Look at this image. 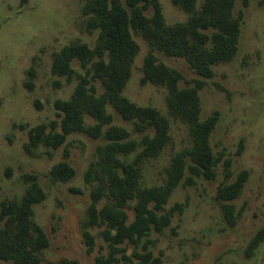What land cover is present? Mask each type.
I'll return each mask as SVG.
<instances>
[{"label": "rangeland", "instance_id": "obj_1", "mask_svg": "<svg viewBox=\"0 0 264 264\" xmlns=\"http://www.w3.org/2000/svg\"><path fill=\"white\" fill-rule=\"evenodd\" d=\"M83 4V0H0V211L3 204L19 203L31 186L44 193V199L33 205L31 217L47 239L45 248L37 252L38 264H95L97 258L111 256L113 264L137 263L146 250L157 264H264V0H235V14H243L238 50L231 61L213 67L211 79L197 75L185 59L152 49L132 31L138 52L122 95L138 107L158 111L169 124L168 142L139 165V187H163L173 156L190 147L187 126L168 113L166 89L142 82L143 60L149 53L183 75L181 87L203 81L201 119L218 113L210 137L216 166L211 180L186 168L159 212H171L170 224L162 231L150 230L139 242L124 240L114 246L117 251L105 239V225L86 226L91 192L107 183V172L100 166L90 180L87 172L107 141L75 132L56 150L44 144L29 147V135L36 128L44 129L46 136L59 133L53 128L60 121L55 105L69 101L82 79L88 77L97 95L103 91L100 82L87 75L90 66L83 67L80 61L72 62L69 75L51 71L53 57L69 46L97 44V33L86 28ZM159 4L168 25L187 20L188 15L171 0ZM145 14L151 16L152 9ZM107 111L113 117L110 125L128 132L124 142L137 144L134 152L120 159L135 161L142 151L139 143L152 131H138L134 122L123 120L110 106ZM85 125L94 121L85 117ZM62 162L75 171L65 182L54 180L50 173ZM242 172L247 173L244 186L227 203L233 208L232 224L216 192ZM107 191L98 208L109 202ZM135 202L129 201L126 208L128 223L134 219ZM84 233L91 235L92 248ZM259 233L262 237L249 248Z\"/></svg>", "mask_w": 264, "mask_h": 264}, {"label": "trees", "instance_id": "obj_2", "mask_svg": "<svg viewBox=\"0 0 264 264\" xmlns=\"http://www.w3.org/2000/svg\"><path fill=\"white\" fill-rule=\"evenodd\" d=\"M82 12L88 17L87 30L97 33V44L90 48L84 44L69 46L56 54L51 71L56 76L72 72L74 60L90 68L87 75L99 81L103 87L97 95L95 85L87 78L77 85L69 101L55 105L60 121L54 123L59 133L46 136L44 129L36 128L29 135V147L40 144L58 149L71 133L85 132L93 138L107 142L98 149V160L90 166L87 180L91 179L96 166L107 172L106 186H98L91 192V205L87 213L86 226L105 225V239L114 247L124 240L139 242L152 229L162 231L170 224L171 212L159 215L162 204L180 183L188 168L195 176L211 180L215 177L216 159L210 137L218 113L201 119L199 90L202 80H193L181 87L183 75L175 69L158 62L152 53L143 60V83H152L166 89V107L171 117L184 123L190 136V147L172 158L163 187L141 188L138 181L140 164L156 156L168 142L169 124L165 117L151 108L138 107L123 97L122 92L131 75V66L138 52L132 31L141 35L154 50L169 57L185 59L197 75L205 79L214 76L213 67L231 61L238 50L243 14H235V0H171L173 6L188 15L185 22L168 25L162 15L159 0H83ZM151 8V16L145 12ZM115 110L123 120L135 123L138 131L150 129L139 143L142 151L133 162L125 163L120 156H128L137 148L133 141H125L128 132L111 126L113 117L107 107ZM85 117L94 125H85ZM106 127V128H105ZM51 176L56 181H68L75 171L67 163L54 165ZM247 173L242 172L235 182L222 184L217 188L216 198L223 203L226 219L234 223L233 208L228 202L234 200L242 190ZM109 202L98 208L105 190ZM44 199V193L37 186H31L22 200L3 204L0 211V264H38L37 252L45 248L44 232L34 226L31 220L32 208ZM136 200L134 219L128 223L126 208L129 201ZM152 203V207H150ZM92 248L93 239L84 233ZM262 237L259 233L250 243L254 246ZM146 250V249H145ZM139 261L128 264H157L152 253L145 251L138 255ZM114 258L99 257L95 264H113ZM67 264H78L70 262Z\"/></svg>", "mask_w": 264, "mask_h": 264}]
</instances>
